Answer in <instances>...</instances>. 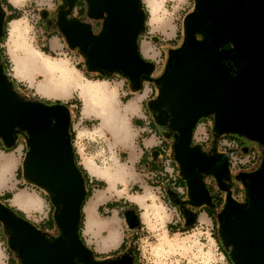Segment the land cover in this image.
<instances>
[{
    "label": "water",
    "instance_id": "1",
    "mask_svg": "<svg viewBox=\"0 0 264 264\" xmlns=\"http://www.w3.org/2000/svg\"><path fill=\"white\" fill-rule=\"evenodd\" d=\"M76 1L65 0L69 11ZM89 2L91 11H86L100 22L96 31L104 29L100 37H93L85 25L67 22L63 11L59 19V27L71 44H79L87 54L89 67L121 69L132 78L134 89L141 87V80L155 81L150 76L154 66L140 59L136 52L135 37L142 19L137 0ZM105 10L109 14L102 16ZM2 18L0 11V36L4 34ZM197 31L204 33L203 40L196 38ZM184 32L183 47L173 54L171 68L158 86L161 94L152 100L149 108L161 112L165 109L171 127L183 133L176 145V154L183 166V175L191 185L189 198L194 205H200L209 202L210 196L198 172H211L220 183L227 175L224 154L214 149L218 155L208 158L199 148H187L198 121L207 114L217 113L215 131L212 123L215 136L236 135L256 143L261 150L257 166L264 165V0H197L195 15L184 20ZM224 42L231 44L232 52L221 49ZM226 58L229 63L223 62ZM5 73L0 63V136L6 141L2 144L12 148L16 143L13 129L21 126L18 131L27 140L23 175L32 183L49 188L52 203L60 206L54 215L61 231L60 239L66 240L49 243L41 235L43 230L25 218H17L0 203V220L11 231L8 246L20 264H76L77 261L88 264L93 253L77 236L79 210L86 192L67 141V112L60 107L48 109L23 103L11 92ZM51 116L57 120L55 127H50ZM23 128L31 133V139L25 136ZM254 169L241 172L246 179L245 194L247 189L251 207L246 209V201L244 206L235 205L229 198L227 217L231 216L218 229V238L233 264L234 261L235 264H264V167L256 173ZM169 195L173 197V192ZM184 212L188 217L193 216L188 210ZM127 216L130 226L137 227L135 215L129 212ZM225 245L235 246L232 255ZM121 253H124L122 259L111 258ZM121 253L106 257L98 264H132L131 258L137 264L132 248Z\"/></svg>",
    "mask_w": 264,
    "mask_h": 264
},
{
    "label": "clouds",
    "instance_id": "2",
    "mask_svg": "<svg viewBox=\"0 0 264 264\" xmlns=\"http://www.w3.org/2000/svg\"><path fill=\"white\" fill-rule=\"evenodd\" d=\"M137 3L142 19L135 37L136 52L140 59H146L141 56L142 40L150 37L153 43L160 46L157 58L150 61L153 66H158L164 62L165 50L174 47L171 41L180 42L179 34L184 31V20L195 15L197 0H137ZM85 5L91 11L89 0H85ZM0 11L7 24V35L0 36V49L4 53V56H0V63L6 56L8 68L5 76L12 86L11 92L25 104L41 105L48 109L64 108L68 115L66 135L69 136L67 141L74 167L84 169L90 183L96 185L91 190L92 196L98 190L111 189L113 193L111 199L99 204L91 215L87 203H82V225L77 236L79 241H83V246L100 255H110L119 251L125 241L130 243L132 237L138 235V247L146 264H221L218 247H210V243H215L210 240L214 223L204 225L197 218L195 224L189 225L173 198L167 195L172 191L177 200L191 195V185L183 175L184 169L176 154V145L183 138V133L171 127V120L160 125L158 132L151 130L152 122L161 117L162 112L152 108L145 111L143 102L140 107L143 115H133L128 105L134 99L133 93L142 94V91L132 87V78L121 69L103 75L90 68L87 54L79 44L73 46L59 27L60 13L63 11L67 22L85 25L93 37H100L104 29L95 30L97 17L89 15L88 11L80 16L79 9L69 11L64 0H0ZM45 12L48 13L46 17L42 15ZM107 14L105 10L102 16ZM8 16L14 18L9 20ZM102 16L99 18L104 23ZM157 24L170 25L175 34L165 39L164 33L154 31ZM45 26H48V32H45ZM52 29L60 31L63 36L60 48L53 49L48 42ZM160 94L157 89L155 96L158 98ZM145 102L151 105V93L145 97ZM207 117L215 131L217 113L211 112ZM138 119L142 121L139 125L136 124ZM49 123L50 127L56 126L55 116L49 117ZM20 128L17 125L13 131ZM139 128H148L149 132L138 133ZM23 132L31 139L28 129L23 128ZM154 135L157 143L146 145L145 140H150ZM5 142L0 136V143ZM164 143L170 145L166 151L167 159L162 157L157 161L161 172L152 173L149 177L152 183L146 189L135 177L145 175L150 171V166L141 164L143 155L140 160L131 162V147H138L141 153H147L151 158L152 150ZM205 144L206 139L192 138L187 148H199L208 158L218 155L211 147L206 148ZM13 155L11 151L0 150V203L21 213L32 224H43L55 215L49 188L19 178L23 161L18 157L15 161L10 160ZM262 167L264 165L255 167L254 172H259ZM211 174L208 172L205 175ZM157 175L167 176L169 182L157 181ZM178 177L184 178L187 188L171 183ZM6 184L9 186L6 187ZM13 184L14 188L10 186ZM99 184H103L104 189H99ZM246 192L247 209L251 207V201L247 189ZM21 193L26 195L18 201ZM5 196L10 198L5 200ZM181 203L187 204V201ZM110 204L118 206L109 207ZM37 205L43 206V215ZM129 212L136 217L138 226L135 228L128 222ZM185 228L189 230L184 231ZM41 235L49 243L66 242L59 236L53 237L43 231ZM225 247L232 255L235 246ZM2 255H6V247L5 242L0 240ZM123 257L124 253H121L119 257L111 258L118 260ZM0 264H5V261L0 260Z\"/></svg>",
    "mask_w": 264,
    "mask_h": 264
},
{
    "label": "crops",
    "instance_id": "3",
    "mask_svg": "<svg viewBox=\"0 0 264 264\" xmlns=\"http://www.w3.org/2000/svg\"><path fill=\"white\" fill-rule=\"evenodd\" d=\"M48 28H46L45 32H48ZM174 34V33H173ZM167 39H170V35L167 37ZM62 41L63 39L61 38V34H58L57 32H55V29H52V32H51V35H50V38H49V44L50 46L53 48V49H57V48H60L62 46ZM173 41H171V43L173 44ZM147 42V41H145ZM147 44L152 47L151 44H149V42H147ZM146 45V43H143L142 44V50H141V53L143 55L144 58H146V60L148 61H151L153 59H156L158 54H159V49L160 47H157L156 45L154 47H152L154 50H155V53L152 49H150V47ZM158 45V44H157ZM157 49V50H156ZM169 49V48H168ZM4 55V53H3ZM6 62H7V57L5 56L4 57ZM155 68L156 66L153 67V73L152 75L156 78L158 75H156L154 73L155 71ZM111 73V72H110ZM109 73V74H110ZM108 75V74H106ZM151 75V74H150ZM143 81V84H141V87L139 89H141L142 91V94L140 92H136V93H133V96H134V99H131L130 100V103L128 105V110L131 111L133 113V115H137V116H142L143 113L140 111V107H141V104L142 102L144 103V109L145 111H147L149 109V104H147L145 102V97L149 96V94L151 93L152 94V100L155 99V92H156V89L153 88L148 81ZM142 121L140 119L136 120V124H141ZM159 126L160 124L157 122V121H153L152 124H151V130L153 131H156L158 132L159 131ZM138 133H148L149 132V129L148 128H139L137 129ZM20 142V144L18 145V143ZM23 140L20 138L17 142H16V145H18L19 147L18 148H14L12 150H5L3 149L2 146H0V150H3V151H11L12 153H14V155L12 157H10V160L12 161H15V159L18 157L20 158L21 157V154H22V149H23ZM154 143H157V139H156V136H152V138L150 140H145V144L146 145H151V144H154ZM170 147V145L168 143H164L160 148H154L152 150V154H151V158L149 157V154L147 153H141L140 149L136 146H132L131 147V150H130V161L131 162H135L137 160H140V157L143 155V160H140L141 164H149L150 166V171L147 172L145 175L143 176H138V177H135V179H137L141 184H143L145 186V188L147 189L148 188V185L152 183V180L149 179V177L152 176V173H160L161 172V168H160V165L157 163V161L159 159H161L162 157L164 159H167V156H166V151L167 149ZM16 156V157H15ZM19 178L21 179H24V177L22 176H19ZM156 180L159 181V182H169V178L167 176H160V175H157L156 176ZM172 184L174 185H177V186H183L186 188L185 186V181L182 177H178L176 178L175 180L171 181ZM86 184L88 186V188H90L91 190L96 187V185H93L92 183H90V180H89V176L88 174L86 173ZM100 185V184H99ZM102 185V184H101ZM6 187L9 186L8 184L5 185ZM12 188L15 187V185H10ZM99 189H102L104 187V185L102 186H98ZM104 189V188H103ZM98 191H102V190H98ZM96 191L95 195L92 196V192H91V195L92 198L91 199H87L85 202L87 203V206H93V210L95 211L96 207L103 203L104 201L108 200V199H111L113 193L111 191V189L107 190L104 192V195H103V200L101 202H99L102 198V193ZM170 192V191H169ZM169 192L167 193V195L171 198H176V194L173 192V197L169 195ZM99 194V195H97ZM108 194L110 195L108 197ZM10 198V197H9ZM7 198V199H9ZM181 199H184V201L188 199V196H185V197H180ZM118 205H112L110 204L109 207H116ZM53 207V212L57 211L58 209L55 207V206H52ZM42 208V205H37V209H41ZM191 209V208H190ZM192 212L194 215L192 217H188V219L190 220V218H192L190 221H188V223L192 222H197V218H199V222L200 223H203V224H208V223H215L214 221V210H209L208 208H206L205 205H200L198 207H194L191 209ZM45 212L44 208L42 210V212H40L41 215H43ZM122 216H123V213H122ZM50 218V220H48ZM47 220H48V223H49V226L50 227H45V223H43L42 225H40L41 228H44V229H47L49 231H56L57 229V225L55 223V220L54 222L51 223V219H52V216H50ZM194 218V219H193ZM211 218V221L210 219ZM46 220V221H47ZM195 220V221H194ZM136 236H133L132 237V240L131 242L129 243L128 241H125V244L128 245V244H134L136 241L134 240ZM5 257L3 258L4 261H5V264H9V259L10 261H12V254L6 249V255H4ZM0 260L1 259V256H0Z\"/></svg>",
    "mask_w": 264,
    "mask_h": 264
},
{
    "label": "flooded vegetation",
    "instance_id": "4",
    "mask_svg": "<svg viewBox=\"0 0 264 264\" xmlns=\"http://www.w3.org/2000/svg\"><path fill=\"white\" fill-rule=\"evenodd\" d=\"M64 3H65V0H64ZM81 5L85 8V12H86V5H85V0H84V2L83 3H81ZM73 9H79V5H75L74 4V6H73V8H72V10ZM43 16H47L48 15V13L47 12H45V13H43L42 14ZM80 16H84L85 15V13L84 14H79ZM99 24H100V22L99 21H96V23H95V30H98V28H99ZM46 28H48V26H45ZM56 30V29H55ZM60 32V31H59ZM61 34V33H60ZM195 35H196V38L198 39V40H203L204 39V33L202 32V31H197L196 33H195ZM63 37V36H62ZM182 47H183V45H182ZM182 47L177 51V52H179L181 49H182ZM173 55H171L170 53H169V58L167 59L168 61V65H166V67H164L165 68V73L162 75V77L160 78V79H158L159 77V75L155 78V81H151V82H149V84L153 87V88H155L156 89V91H157V89H159V84H160V81H161V79L163 78V76L166 74V72L171 68L170 66H169V64L170 63H172L173 62ZM223 62L224 63H229L230 61H229V59L228 58H226V59H223ZM231 68H233V65H231ZM234 69V68H233ZM113 71H115L114 69H112V70H110V69H103V70H100V73H102V74H104V75H106V74H109L110 72H113ZM232 73V72H231ZM161 74V73H160ZM157 97H155V99H156ZM167 119H168V114H167V112H166V110L165 109H163L162 110V116L161 117H158L157 118V122L160 124V125H164V124H166L167 123ZM202 120L200 121V123H210V124H212V121L207 117V116H205V117H203V118H201ZM205 126H206V124H204ZM204 126V127H205ZM209 136H208V138L210 139V141H212L213 140V138H216V137H218L219 135H217V136H215L214 135V133L212 132V131H210V133L208 134ZM15 136H16V142L21 138L22 140H23V142H24V146H23V149H25V156H26V148H27V140L23 137V135L20 133V131H16L15 132ZM228 137H231L230 135H227ZM232 137H235V136H232ZM239 137V136H238ZM241 140H245V139H243V138H241V137H239ZM16 144V143H15ZM0 146H2L3 147V149H5V150H8L7 148H5L4 146H3V144L2 143H0ZM206 148L207 147H211V149L212 150H216L219 154H223L222 152H220L219 150H217L216 149V147L211 143V142H208L207 144H205L204 145ZM249 146H253L252 144H250ZM15 148V146H13L12 148H9V150H12V149H14ZM25 156H24V159H25ZM23 165H24V160H23ZM23 169H24V167H23ZM23 169H22V171L19 173L22 177H24V175H23ZM244 171H249V169L248 168H246V169H243ZM241 170L238 172V173H235V174H233L232 173V168H231V165H230V163H229V161H228V159H227V175L225 176V177H223V180H222V182L223 183H220L217 179H216V177H214L212 174L211 175H207V177H206V175L204 174V173H200V172H198V174H199V176H200V178H201V180H202V182L204 183V185L206 186V188H207V191H208V194H209V196H210V201L209 202H203L202 204H200V205H205L209 210H214L215 212H214V215H215V217H214V221H215V223H214V225L216 226V227H218V225L220 224V226L225 222V220H226V217H227V214H228V199L229 198H231L233 201H234V204L235 205H238V206H244L243 204L245 203V201H246V194H245V187H246V179L244 178V177H242L241 176ZM24 179H25V177H24ZM30 184L32 183L31 181H29V180H27ZM239 183L240 184H242V185H244V193L243 194H240V193H238L237 192V189L240 187V185H239ZM186 187H187V185H185ZM223 186H225V188H223ZM51 193V192H50ZM51 196H52V193H51ZM217 196V197H216ZM215 197H216V199H215ZM218 198H220L221 200H220V203H218V205H213L211 202L215 199V201L218 199ZM3 199H5V200H7L6 198H3ZM173 201H174V198H173ZM181 201H184V199H181V198H179L177 201H174V203L176 204V206H178L179 208H180V210H181V213H182V216L183 217H186L187 218V221H189V219H188V215L187 214H185V210H188V211H191L192 212V208L191 207H198L199 205H194L193 203H192V201L190 200V198L188 197V199H187V204H185V203H181ZM186 201V200H185ZM50 202L52 203V201H51V197H50ZM3 204V203H2ZM53 204V203H52ZM4 206H6V207H8L14 214H15V216L17 217V218H21V219H24V216L21 214V213H18V212H16L13 208H11V207H9V206H7L6 204H3ZM54 205V204H53ZM191 208V209H190ZM230 216L231 215H229L227 218H230ZM0 228H2L3 229V234H4V236H5V240H6V243H7V247H8V250H9V252L12 254V264H18V257H17V255H16V253L13 251V250H11L10 248H9V246H8V241H7V237H8V235H9V233L11 232L10 231V229L9 228H6L5 227V225H4V223L0 220ZM42 230L43 231H46V232H48L49 234H51L53 237H56V236H59V238H61L62 237V235H61V231H59V232H55V231H49V230H47V229H44V228H42ZM92 251V250H91ZM92 253H93V251H92ZM96 258H98V257H96ZM100 260H102V259H104V258H99ZM100 260H97V259H95V256H94V254L91 256V258H90V260H89V262H88V264H98V262L100 261ZM19 264H20V259H19ZM76 264H84V263H81V262H76Z\"/></svg>",
    "mask_w": 264,
    "mask_h": 264
},
{
    "label": "rangeland",
    "instance_id": "5",
    "mask_svg": "<svg viewBox=\"0 0 264 264\" xmlns=\"http://www.w3.org/2000/svg\"><path fill=\"white\" fill-rule=\"evenodd\" d=\"M80 2L81 3H83L84 2V0H78L77 1V5L78 4H80ZM76 5V6H77ZM87 9V8H86ZM86 13V12H85ZM41 23L43 24V21H41ZM6 28H7V25H6ZM45 30H46V27H45ZM154 31H156V32H160V33H164V38L165 39H167V37L169 36V35H171V34H175V30L174 29H171L170 28V25H168V24H157L156 26H155V28H154ZM55 32H57L58 34H60V32L59 31H57V30H55ZM6 35H7V31H6ZM61 38L63 39V37H62V35H61ZM184 38H185V32L183 31L181 34H179V41L180 42H177L176 40H174L173 41V45H174V47H172V48H169V49H166L165 50V54H164V62L162 63V64H159L158 66H156V68H155V71H154V73L156 74V75H159L158 77V79H160L161 77H162V75L165 73V68L164 67H166V65H168L167 63V59L169 58V53L171 54V55H173L174 53H176L181 47H182V45H183V43H184ZM145 41H147V42H149V44H151L152 45V47H154L155 45L157 46V47H160L159 45H157L156 43H153L152 42V40H151V38L149 37V38H144L143 40H142V44L143 43H146V45H148L147 44V42H145ZM62 43H63V41H62ZM149 46V45H148ZM150 47V46H149ZM152 47H150V49H152L153 51H154V53H155V50L152 48ZM143 48V47H142ZM157 50V49H156ZM8 66V65H7ZM97 71V70H96ZM153 73V72H152ZM152 73H151V77L154 79L155 77L152 75ZM161 73V74H160ZM202 119H200L199 120V122L201 121ZM204 124H206V126L205 125H203V124H198L197 123V125H196V127H195V129H194V133H193V138H195V139H201V137L205 134V133H210V131H212V124H210V123H204ZM205 126V127H204ZM243 142L245 143V144H247V145H250V144H252L253 146H254V148H257V149H260V147L256 144V143H254V142H251V141H248V140H243ZM20 144V142L18 143V145ZM23 145H24V142L22 143ZM18 145H16L15 146V148H18L19 146ZM260 151V150H259ZM24 156H25V149H22V154H21V157L19 158L20 160H24ZM16 157V156H15ZM16 160V159H15ZM259 160H260V157H259V159L257 160V163L256 164H254V166H253V168H255L256 166H257V164H258V162H259ZM252 168V169H253ZM249 170H251V169H249ZM241 171H244L243 170V168L241 169ZM19 176H21L20 174H19ZM185 184V183H184ZM186 185V184H185ZM239 185H240V187L237 189V192L238 193H240V194H243L244 193V185H242V184H240L239 183ZM104 188V187H103ZM102 188V189H103ZM187 188V187H186ZM107 191V190H106ZM98 192H100V193H102V198H101V200L99 201V202H101L102 200H103V195H104V192H105V190H102V191H98ZM110 195L108 194V197H109ZM217 197V196H216ZM216 197H215V199H216ZM215 199L211 202L213 205H218V202H219V199H217L216 201H215ZM89 200V199H88ZM87 200V201H88ZM52 206H55L57 209H59V207L60 206H58V205H53L52 204ZM200 206V205H199ZM191 208H194V207H191ZM207 208V207H206ZM42 210H43V206H42V208L41 209H39L38 211L39 212H42ZM53 213H56L55 211L53 212ZM121 216H122V213H121ZM54 217V216H53ZM192 218H190V220H191ZM194 219V218H193ZM189 220V221H190ZM195 221V220H194ZM196 222H194V224H195ZM200 223V222H199ZM201 224H203V223H201ZM35 226H36V228H38L39 230H42V228L40 227V225L39 224H34ZM42 225V224H41ZM204 225H211V223H208V224H204ZM219 227H220V224L218 225V227H214V229H213V233H212V236L210 237V240L211 241H214L215 243H210V247H212V248H216V247H218V249H219V253H220V257H221V264H225V261H226V264H228V262H227V258H226V256L228 255V253H227V251L225 250V248L222 246V244H221V242L218 240V229H219ZM0 229H2V228H0ZM189 230V229H188ZM188 230H186V231H188ZM60 230H59V228L57 227V229H56V231L55 232H59ZM3 230L2 231H0V240H2V241H4L5 242V247H6V249L8 250V247H7V243H6V240H5V236H4V234H3ZM138 236V235H137ZM83 242V241H82ZM128 248H134L135 249V251H136V255H137V261H138V263L139 264H146V259H144V258H142V254H141V251H140V249H139V247H138V239L136 240V242L134 243V244H128L127 246H126V248L124 249V250H126V249H128ZM123 250V251H124ZM9 251V250H8ZM145 256L147 255V253H145L144 254ZM5 256L4 255H2L1 256V259L4 261V258ZM100 257H98V258H96L95 257V259H97V260H100L99 259Z\"/></svg>",
    "mask_w": 264,
    "mask_h": 264
},
{
    "label": "built area",
    "instance_id": "6",
    "mask_svg": "<svg viewBox=\"0 0 264 264\" xmlns=\"http://www.w3.org/2000/svg\"><path fill=\"white\" fill-rule=\"evenodd\" d=\"M198 124L204 125L200 122ZM227 135L229 134H220L210 141L208 133H205L201 139H206L207 143L211 142L217 150L227 157L233 174L238 173L242 168L252 169L260 157V149L245 144L238 136L228 137Z\"/></svg>",
    "mask_w": 264,
    "mask_h": 264
},
{
    "label": "trees",
    "instance_id": "7",
    "mask_svg": "<svg viewBox=\"0 0 264 264\" xmlns=\"http://www.w3.org/2000/svg\"><path fill=\"white\" fill-rule=\"evenodd\" d=\"M78 1V0H77ZM77 1L75 2V5H77ZM5 2H6V0H5ZM79 5V14H84L85 13V8L81 5V2H80V4H78ZM9 10H11V9H9ZM14 17L13 16H8L7 17V19H9V20H11V19H13ZM6 22H4V34H3V36H6ZM221 49L224 51V52H232V46H231V44L229 43V42H224V43H222L221 44ZM45 51H47V48L45 49ZM0 56H4L3 55V50L2 49H0ZM2 64H3V68H4V70H5V72L7 71V68H8V62H6V60H5V58L3 59V62H2ZM95 70H97V69H95ZM98 72H100V70H97ZM116 71V70H115ZM104 75V74H103ZM141 84H143V81L141 80ZM199 122V121H198ZM69 131H70V127H69ZM230 135V134H229ZM230 136H236V135H230ZM14 146H16V144L14 145ZM9 150V149H8ZM78 170L80 171V174H81V177H82V179H83V183H84V189H85V192H86V196H85V199L83 200V202L82 203H85V201L87 200V197H89L90 195H91V189L90 188H88V186H87V184H86V172L84 171V169H82V168H78ZM103 185V184H102ZM101 184L99 185V186H102ZM10 196H5V197H3V198H9ZM219 199V202L218 203H220V198H218ZM82 205V204H81ZM110 206V205H109ZM81 208V207H80ZM194 215V214H193ZM48 220H50V218L48 219ZM48 220L46 221V223H45V227H50L49 226V223H48ZM52 222H54V217L52 216V219H51V223ZM78 223H79V228L81 227V225H82V216H81V213H80V210H79V215H78ZM189 225H193L194 223H192V222H190V223H188ZM177 227H179V226H177ZM175 230V229H174ZM186 230H188L187 228H185L184 229V231H186ZM218 238V237H217ZM138 239V236H136L135 237V241ZM218 240H219V238H218ZM220 241V240H219ZM126 244L124 243L123 244V246H121L120 247V249H119V251H116V252H111L110 253V255H100V254H98V253H96V252H94L93 251V254H94V256L95 257H100V258H106V257H111V256H115V255H117V254H119V253H121L125 248H126ZM133 249V255H134V259H135V261H136V263L137 264H139L138 263V261H137V255H136V251H135V249L134 248H132ZM226 258H227V262H228V264H233L231 261H230V259H229V256L227 255L226 256ZM9 264H12V261H10V259H9Z\"/></svg>",
    "mask_w": 264,
    "mask_h": 264
},
{
    "label": "bare ground",
    "instance_id": "8",
    "mask_svg": "<svg viewBox=\"0 0 264 264\" xmlns=\"http://www.w3.org/2000/svg\"><path fill=\"white\" fill-rule=\"evenodd\" d=\"M129 108V107H128ZM261 151V150H260ZM260 156H261V154H260ZM252 170V169H251ZM250 171V170H249ZM24 195H26V193H21L19 196H18V201L20 200V199H22L23 197H24ZM97 195H99V194H97ZM87 210H88V213H89V215H91V214H93L94 213V210H93V206H87Z\"/></svg>",
    "mask_w": 264,
    "mask_h": 264
}]
</instances>
